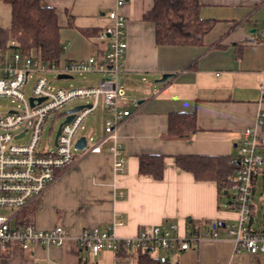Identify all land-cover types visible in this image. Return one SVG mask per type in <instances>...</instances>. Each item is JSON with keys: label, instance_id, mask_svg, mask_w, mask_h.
I'll list each match as a JSON object with an SVG mask.
<instances>
[{"label": "crops", "instance_id": "0c3cea01", "mask_svg": "<svg viewBox=\"0 0 264 264\" xmlns=\"http://www.w3.org/2000/svg\"><path fill=\"white\" fill-rule=\"evenodd\" d=\"M40 1L55 8L58 15L63 47L59 64L101 56L105 45L93 37L95 31L112 24L108 13L115 0ZM200 2V17L215 22L203 45L172 47L156 46L154 27L142 18L153 0H126L120 13L126 19L127 49L117 82L122 77L119 86L138 105H128L131 115L118 130L124 172L113 171L109 143L99 153L78 154L74 165L61 172L28 207L31 223L38 229H64L63 246L9 247L2 250L5 255L0 252V264H50V260L56 264H136L133 250L122 256L102 250L94 256L80 248L76 239L83 230L94 227L112 226L116 237L123 239L133 237L143 226L173 224L180 236L187 237L189 231L207 222L218 223L219 239L201 240L196 249L163 258L175 264H264V256L237 252L227 235L226 227L238 218L231 189L219 195L214 182L196 181L174 162L178 155L238 157L241 137L249 127L258 135L257 153L264 155V120L257 123L264 113V93L259 88L264 73V0ZM10 26L11 6L0 0V30ZM165 73L174 77L154 84ZM80 83L73 88L98 82L84 79ZM99 104L103 131L109 114ZM193 112L196 132L184 139L168 137V115ZM141 154L165 157L162 180L138 174ZM260 183L264 185V167L253 177V195ZM260 199L264 201L261 193ZM251 205V227L257 230L255 206Z\"/></svg>", "mask_w": 264, "mask_h": 264}, {"label": "built area", "instance_id": "2783aa9c", "mask_svg": "<svg viewBox=\"0 0 264 264\" xmlns=\"http://www.w3.org/2000/svg\"><path fill=\"white\" fill-rule=\"evenodd\" d=\"M126 0H115L113 9L108 13L112 24L97 31L93 37L96 43L104 44L105 50L100 57H89L83 61H70L54 64L44 61L40 53L32 50L23 54L19 50L9 55H0V98L10 97L23 103V110L10 109L0 112V207L17 208L9 215H0V249L17 246L22 250L33 247H62L66 233L61 226L49 230L38 229L32 223L20 217L42 192L53 183L59 174L69 169L77 161L75 143L79 129L86 115L91 114L99 103L109 113L104 122V135L98 143L91 144L86 137L85 149L81 153H99L109 143L107 150L113 155V171L122 174L125 160L118 141L120 125L131 115L128 105L137 106L138 100L128 98L126 91L119 86L117 79L123 68V58L127 49L125 41L126 19L120 13ZM264 40V33L261 35ZM13 44V43H12ZM46 70L59 74L105 73L109 78L101 79L96 85L83 88H60L49 90L47 80L41 76ZM37 75L31 96L27 99L21 89L31 74ZM264 93V73L259 85ZM32 98L33 105L29 99ZM39 102V99H42ZM76 100H87L89 107L74 113L70 122L64 108ZM63 117L60 134L56 142L46 149H40V139L44 124L51 117ZM264 113H260L257 123H262ZM30 133L25 144L14 142ZM258 135L255 129L246 128L241 137L238 154V169L232 178L233 206L238 213L235 223L226 227L227 235L232 239L235 250L250 255H264V230L256 231L252 224L253 177L264 167V157L257 153ZM13 223V224H12ZM219 226L216 223L201 224L196 232L189 236L179 235L178 226L168 227L151 225L141 227L133 237L117 238L112 226L104 229L94 227L83 230L77 237V244L92 255L102 250L117 253L140 251L152 254L160 250L168 255H177L196 249L204 239H219ZM50 264H56L50 260Z\"/></svg>", "mask_w": 264, "mask_h": 264}, {"label": "trees", "instance_id": "16d2710c", "mask_svg": "<svg viewBox=\"0 0 264 264\" xmlns=\"http://www.w3.org/2000/svg\"><path fill=\"white\" fill-rule=\"evenodd\" d=\"M3 1L11 6V26L9 29L0 30V55L14 50H19L23 54L36 50L44 61L58 65L63 47L59 37L61 26L55 8L42 5L40 0ZM200 9V0H153L152 8L142 18L153 25L156 46L198 47L203 45L205 36L215 24L212 20L202 19ZM96 33L95 31L94 36ZM196 130L194 112L168 115V137L184 139L194 134ZM238 158L178 155L174 162L178 169L191 174L196 181L214 182L219 195H223L231 189L232 178L238 169ZM164 171L163 155L138 156L139 175L162 180ZM22 213L24 215L21 217L27 223H31L32 210L27 208ZM198 228L192 231L196 232ZM134 253L136 264H175L166 258L153 257L149 253L140 251ZM117 254L125 255L122 250Z\"/></svg>", "mask_w": 264, "mask_h": 264}, {"label": "rangeland", "instance_id": "374dc122", "mask_svg": "<svg viewBox=\"0 0 264 264\" xmlns=\"http://www.w3.org/2000/svg\"><path fill=\"white\" fill-rule=\"evenodd\" d=\"M10 52L7 53L9 55ZM59 75L58 72L54 70H46L44 73L41 74L42 77H44L47 80V86L49 87V90H55L60 88H73L80 85L81 80H86V82H90L91 84H95L99 82L101 79L109 78L110 74L105 73H73L71 74L72 78L67 79H58L57 76ZM109 76V77H108ZM37 79V75L32 73L31 76L28 78L27 83L24 85V87L21 89L22 93L25 95V97L28 99L32 94V89L34 87L35 81ZM119 83H122V77H119L118 80ZM87 100H76L72 103H70L68 106H66L64 109H71L73 107L79 106V105H87ZM10 109H14L16 111H22L23 110V103L17 100H14L10 97H1L0 98V112H8ZM108 113V111L106 110ZM109 114V113H108ZM103 113L101 110V105L99 104L95 111L91 114L86 115L84 118V121L82 123V128L78 131V136H88V138L91 139V144H95L98 138L100 137L103 126ZM110 115H108L109 117ZM63 117H51L45 124L42 129L41 133V139H40V145L39 148L47 149L50 146V143H54L55 136L57 129L59 125L62 123ZM104 135V133H103ZM30 133L26 137H23L22 139L15 140L14 142L19 144H25L29 140ZM77 154L80 153V151H75ZM264 156V155H262ZM260 193L264 195V185L261 183L258 185V189L254 192V195L251 198V203L255 206L256 211V231H261V227H264V201H261L260 199ZM224 200L226 198L224 197ZM10 211L15 212L17 211V208H2L0 207V215H9ZM24 213H20V217L23 216ZM13 224V223H12ZM0 252L3 253L0 249ZM4 254V253H3ZM5 255V254H4ZM153 257H166L168 254L157 250L154 253L151 254ZM264 256V255H261Z\"/></svg>", "mask_w": 264, "mask_h": 264}, {"label": "water", "instance_id": "95a60500", "mask_svg": "<svg viewBox=\"0 0 264 264\" xmlns=\"http://www.w3.org/2000/svg\"><path fill=\"white\" fill-rule=\"evenodd\" d=\"M173 77H174L173 74L165 73V74L162 75V77L160 79L156 80L154 82V84H162V83H165L166 81H168L170 78H173ZM57 78L58 79H67V78H70V76L65 75V74H59L57 76ZM42 100H43V98L42 99H39V102L42 101ZM29 101H30L31 105H33V101L34 100L32 98H30ZM89 106L90 105H88V104L87 105H79V106L73 107L71 109H68L66 111L67 114H68V116L66 117V119H65L64 122L65 123L70 122L71 119L74 116V113L82 110L84 107H89ZM60 130H61V124L59 125V127L57 129L56 136H55V142H56V139H57L58 135L60 134ZM85 146H86V137L85 136H81V137H79L77 139L74 147H75L76 150L82 151V150L85 149Z\"/></svg>", "mask_w": 264, "mask_h": 264}]
</instances>
